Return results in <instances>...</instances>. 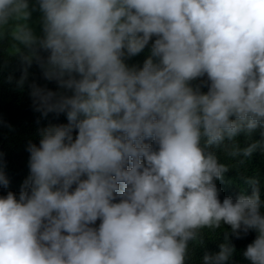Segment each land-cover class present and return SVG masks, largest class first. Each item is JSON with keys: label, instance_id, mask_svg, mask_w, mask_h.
I'll list each match as a JSON object with an SVG mask.
<instances>
[{"label": "clouds", "instance_id": "1", "mask_svg": "<svg viewBox=\"0 0 264 264\" xmlns=\"http://www.w3.org/2000/svg\"><path fill=\"white\" fill-rule=\"evenodd\" d=\"M0 51L17 87L33 63L56 82L28 84L33 108L67 120L38 129L18 196H0V264H188L223 225L254 231L242 255L264 264L262 184L243 170L264 153V0H0ZM230 170L250 193L221 200ZM235 252L225 232L202 264Z\"/></svg>", "mask_w": 264, "mask_h": 264}, {"label": "trees", "instance_id": "2", "mask_svg": "<svg viewBox=\"0 0 264 264\" xmlns=\"http://www.w3.org/2000/svg\"><path fill=\"white\" fill-rule=\"evenodd\" d=\"M34 0H30L33 3ZM40 13H33V27L37 35H40V25L38 23ZM154 39V38H153ZM151 41L145 50L135 57L126 59L129 66L136 65L141 67L143 61L150 54ZM28 81L23 88L16 85V81L21 75L20 64L17 58L6 56L3 51H0V165L3 166V171L9 179L7 188L0 187V196H5L8 191L19 194L21 185L29 175V152L27 151L28 144L39 142L38 129L48 126L49 124H66V117L61 114L56 117L55 114H49L47 117H42L39 112L34 111L32 98L30 96V88L28 84L36 83L40 87L56 91L57 84L55 81L45 80L41 69L33 63L29 68ZM12 76V81L9 82L8 77ZM206 79V78H205ZM200 83L194 81L193 84ZM202 91H207V87L201 88ZM75 135V133H73ZM259 133L254 134V139H259ZM243 146V137L238 138ZM219 155V153H218ZM221 162H224L221 158ZM245 175H258L261 180V199L264 200V153H254L251 160L245 168ZM235 170H230L225 174L223 182L217 181V187L221 190L220 199L225 196L235 198L239 194L240 186L246 188L250 193V188L242 185V181L237 180ZM235 183H233V182ZM264 212V209H262ZM99 221H97V226ZM217 234H208V239H205L203 248L191 246L192 255L188 264H202V256L205 251L215 254L219 251V244L224 242V233H229V241L235 246L236 252L230 264H250L242 253L246 246L251 243L256 233L249 231L246 236L237 239L231 235V229L227 225H223L221 229H217Z\"/></svg>", "mask_w": 264, "mask_h": 264}]
</instances>
